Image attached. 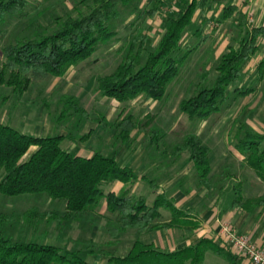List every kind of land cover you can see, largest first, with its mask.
Masks as SVG:
<instances>
[{"label":"rangeland","instance_id":"rangeland-1","mask_svg":"<svg viewBox=\"0 0 264 264\" xmlns=\"http://www.w3.org/2000/svg\"><path fill=\"white\" fill-rule=\"evenodd\" d=\"M209 2L207 0V4ZM28 3V16L6 17L0 24V66L5 46L38 35H50L57 18L84 14L89 0H28ZM154 8H158V15L150 17L145 14ZM174 8L172 5L163 6L157 0H133L127 7L120 8V18L115 22L116 36L100 46L89 60L70 68L64 77L34 82L23 96L14 94L10 88H0V123L34 137L71 135L73 140L65 141L62 148L72 155L91 157L96 152L102 153L115 158L121 166L136 169L139 176L156 181L158 186L152 191L141 181L128 185L116 182L103 186L105 194L126 191L134 200L143 195L148 206L158 195L167 196L178 200L186 211L195 215L215 209L220 211L216 217L219 221L227 220L232 226V222L239 220L245 223L242 224L244 228L256 229V236L261 239L259 244H264V207L248 215L236 211L234 219L227 217L233 212L231 202L238 193L245 199L264 196V182L246 166L236 149V133L243 126L260 135L256 139L264 152V97L255 94L245 98L235 93L237 89L245 90L250 83H255V72L245 71L246 63L243 65L242 78L230 84L220 112L210 118L190 119L180 110L183 100L196 95L202 88L211 87L216 78L220 57L212 52V42L209 41L201 52L195 49L200 38L207 36L210 40L217 24L224 19L214 15L202 19L201 14L196 16L199 10L195 12L175 58L180 60L193 50L180 64V74L168 87L162 101L138 98L119 103L102 96L97 88L100 77L112 74L128 56H135L129 48L138 30L149 36L143 57L136 61V65L139 67L144 63L149 52L157 47L165 32L166 16ZM226 26L232 38H241L239 25ZM69 98H75L80 108L89 114L86 121H80L72 111L64 119L60 118ZM128 115L133 116L137 129L124 143L119 138L117 124ZM90 132H93L92 136L82 142L80 138ZM189 134L199 137L211 151L208 189L198 186L196 172L187 154L175 156L174 148ZM238 184L241 185L240 192L236 187ZM105 204L102 199L97 207L82 217L60 223L59 219L51 221L47 218V213H62L64 210L51 200L36 197L6 199L0 195V237L9 238L13 244L55 246L61 248L63 254L79 251L89 264H107L108 259L101 252L123 257L135 241L145 243L147 237L160 246L163 240L165 243L186 237L184 232L175 230L167 234L163 231L140 234L134 229L122 231L117 218L107 213ZM168 218L165 213L163 219ZM214 236L215 232L212 233ZM218 244L223 245L221 239ZM175 250L179 248L162 251ZM202 264H227V261L207 252Z\"/></svg>","mask_w":264,"mask_h":264},{"label":"trees","instance_id":"trees-1","mask_svg":"<svg viewBox=\"0 0 264 264\" xmlns=\"http://www.w3.org/2000/svg\"><path fill=\"white\" fill-rule=\"evenodd\" d=\"M133 0H89L84 14L77 17L66 15L55 20V29L50 35H38L34 39L17 41L2 49L0 66V88H10L14 94L23 96L34 82L62 78L70 68L89 60L97 49L116 36L115 22L120 18V8ZM161 5H172L174 10L166 16L165 32L157 47L149 52L144 63L137 67L136 61L143 57L149 36L143 30L130 42L128 56L112 74L100 77L97 88L102 96L119 103H128L138 98L144 101H162L168 87L178 78L180 60L175 58L181 50L184 32L191 27L197 10L208 7L207 0H157ZM28 0H0V24L6 17L28 16ZM237 13L241 38L239 47H230L219 60L216 78L211 87L202 88L196 95L183 100L180 110L190 119L206 120L220 112L227 100V89L231 83L242 78V67L259 51L258 41L264 37V28H252L248 36L243 35L247 25L242 13L233 6L223 11L228 19ZM145 14L155 17L158 8ZM1 36V34H0ZM264 67V62L260 65ZM237 95H245L237 89ZM60 118L69 111L86 121L89 114L80 108L75 98H69ZM103 123V121H102ZM103 126H106L105 124ZM119 138L127 143L137 124L128 115L117 124ZM104 129V127H103ZM88 133L80 140L85 142L92 136ZM242 134V136H241ZM259 134L241 126L237 134L236 149L246 166L264 182V152L260 149ZM71 135L34 137L0 123V195L6 199L36 197L51 200L63 206V212L47 213L49 220L70 222L85 215L105 199L107 213L114 215L122 231L136 230L140 234L157 231L178 230L191 236L199 229V222L179 210L174 203L158 195L151 206L146 197L134 200L126 191L121 194L107 193L103 186L112 183L131 184L141 179L148 182L153 191L157 183L139 177L133 168L121 166L115 158L96 152L91 157L72 155L62 148ZM175 156L186 153L196 172L197 184L210 187V149L196 135L185 136L174 148ZM240 192L241 185L237 186ZM264 207V196L244 199L240 193L232 202V208L252 213ZM161 211L170 215L163 219ZM45 216V215H44ZM207 252L222 257L227 264H247L246 260L213 239L202 238L194 245L175 251H162L153 243L135 241L125 256L101 252L107 264H202ZM0 264H89L79 251L66 254L51 245L34 243L13 244L9 238L0 237Z\"/></svg>","mask_w":264,"mask_h":264},{"label":"crops","instance_id":"crops-1","mask_svg":"<svg viewBox=\"0 0 264 264\" xmlns=\"http://www.w3.org/2000/svg\"><path fill=\"white\" fill-rule=\"evenodd\" d=\"M207 6L208 7H205L206 9L205 8L203 10L199 9V11H197L196 16L197 15L199 16V14H201V18L202 19H207L206 17H208L210 15L211 16L214 15V16H216V18L219 17V19L220 18L224 19L223 18L224 9L229 7V6L235 7L237 9V12H240V13H242L244 15L245 21L247 23V25L243 28L244 37L248 36L251 33V29L252 28H264V0H210L209 4ZM224 20L225 21L222 22L221 24L220 23L217 24V30H216L215 33H213L211 35L210 40H208L207 36H204V37L199 39V41L197 43V46H196V49H195L196 51H200V52L203 51L209 41L212 42V50H213L212 52H215L217 57H221L224 53H226L228 51V49L230 47H232L234 49H237L239 47L240 39L239 40H235V38H232L230 32H228V27L226 26V25H229V24L230 25L233 24L234 26H237V25L240 24L238 16H237V13H234V15L232 17H230L228 19H224ZM232 42L234 43L233 46L231 44ZM258 45H259L258 53L254 57H252L248 62H246V65H245V67H246L245 71H247V72H255V75L257 76V79H256L257 81L255 80V83H250V85L247 86V88L245 90H241L242 92H247L245 95H240L241 97H245V98L247 96L251 97V96H254L255 94L256 95L260 94V96L262 98L264 97V93H263V91H264V67L262 68L260 66L261 63L264 62V37H260L259 38ZM243 72H242V75H243ZM238 132H239V130H238ZM237 134L238 133H236V136H237ZM256 134H258V133H256ZM134 171L137 173L136 169H134ZM139 177L141 178L143 176H139ZM138 181L144 182L141 179H139ZM144 183H147L148 187L150 188V185H149L148 182H144ZM111 193H115L116 194V192H111ZM141 196H143V195H141ZM165 197H166V199L172 201L176 208H178L179 210L184 211L185 213L189 214L195 221L199 222L200 227H199L198 230H196L192 234V236H187L185 234L186 237L180 238L179 241L173 240L172 242H165L164 243L163 242L164 240H163L162 241V246L158 245L153 240H150L148 237L145 240V243H153L157 248H161L162 250L171 249V248H175V247H177L179 249H183L185 247H188V246L196 244L202 238L213 239L215 242L218 243V240L221 239V236L219 234V232H220L219 223H218L219 222V220H218L219 218L217 219L216 217L218 216L220 211L212 209L211 211H202V213L196 214V215L192 214V213L190 214L188 211H186L184 209L183 205L180 204L178 202V200H176L174 198L173 199L169 198L167 196H165ZM242 197L244 198V196H242ZM233 200H232V202H233ZM232 202H231V207L230 208H231V211H233V212H231V213L229 212L227 214V217L229 216V218H231V217L233 218L234 215L236 214V211H242L246 215L250 214V213H247V212H245V211H243L241 209L232 208ZM260 208H262V207H260ZM165 213L170 218L169 213L164 212V211L162 212L163 215ZM168 219H165V220H168ZM230 221L232 222V220H230ZM220 222H225V223L230 224L227 220H224V219L223 220L221 219ZM232 224H233L232 226L240 234L251 235L250 238L252 240L256 239V240H253V241L257 242L258 244L260 243L259 241L261 239H260V237L258 235L256 236V232H255L256 229H255V231H252L253 228L252 229L251 228H249V229L244 228L242 226V224H245V223H243V221H239V220H237L235 222H232ZM173 231L174 230L163 231V232H165L167 234V233H171ZM175 231H178V230H175ZM242 231H243V233H242ZM158 232H160V231H157V233ZM213 232L216 233V236H214V237H212V233Z\"/></svg>","mask_w":264,"mask_h":264},{"label":"built area","instance_id":"built-area-1","mask_svg":"<svg viewBox=\"0 0 264 264\" xmlns=\"http://www.w3.org/2000/svg\"><path fill=\"white\" fill-rule=\"evenodd\" d=\"M223 246L243 257L247 264H264V244L254 242L250 236L240 234L233 226L218 222Z\"/></svg>","mask_w":264,"mask_h":264}]
</instances>
